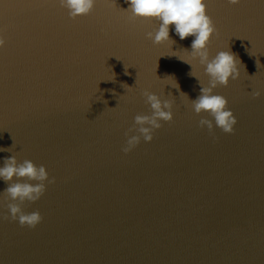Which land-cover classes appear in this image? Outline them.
Returning a JSON list of instances; mask_svg holds the SVG:
<instances>
[{"label":"water","instance_id":"obj_1","mask_svg":"<svg viewBox=\"0 0 264 264\" xmlns=\"http://www.w3.org/2000/svg\"><path fill=\"white\" fill-rule=\"evenodd\" d=\"M206 5L210 57L241 62L214 89L231 134L191 109L200 86L179 59L193 37L170 25L175 43L153 44L156 21L129 20L124 0L76 19L57 0H0V162L30 160L54 181L21 205L40 212L35 228L10 218L0 181V264H264V0ZM193 74L207 85L195 62ZM145 91L173 119L125 154L134 117L151 115Z\"/></svg>","mask_w":264,"mask_h":264},{"label":"clouds","instance_id":"obj_2","mask_svg":"<svg viewBox=\"0 0 264 264\" xmlns=\"http://www.w3.org/2000/svg\"><path fill=\"white\" fill-rule=\"evenodd\" d=\"M97 2L98 0H57L59 6L67 10L70 19L89 15ZM124 2L127 4V8L123 12L128 14L129 20L156 21L157 27L145 34L153 44L159 45L167 41H171L172 45L175 43L169 35L170 25L174 26L171 30L181 41L187 37H193L190 47L185 49L189 53V59H179L189 65L191 70L188 75L195 78L200 86L197 97L191 100L188 98L191 102V109L197 115L207 113L212 117V119H200L201 127H207L211 131L214 121L215 126L222 132L231 134L237 123L236 118L233 112L227 108V100L221 95L214 94V89L218 85L227 86L230 79H238L240 72L237 61L240 64L241 62L230 50L219 51L210 57L208 45L216 29L212 19L207 15L206 0H124ZM226 2L229 5H236L240 3V0H226ZM4 45L5 40L0 35V48H3ZM171 51L175 53L172 48ZM168 57L176 56L173 54ZM193 62L202 67L204 74L208 77L206 86L201 83L198 76L193 74ZM166 85L179 89L177 81L175 86ZM259 94V92H252L253 96H259ZM143 95L146 98L145 102L150 106L151 115H136L134 117V127L138 135L128 136L127 133L125 134L127 139L122 148L125 154L135 148L141 138L145 143L151 142L153 132L161 128L160 122H170L173 119V104L170 100L161 99L158 95L147 91ZM184 95L186 96V94ZM5 151L7 149L0 148V152ZM0 181L6 185L3 192L6 194L7 200L10 201L7 203L10 218L21 226L35 228L42 220L40 212L26 213L22 210L21 205L25 201H38L46 190V182L48 184L54 182L49 179L45 167L43 165L36 166L27 159L18 162L16 157L11 155L0 162Z\"/></svg>","mask_w":264,"mask_h":264},{"label":"snow or ice","instance_id":"obj_3","mask_svg":"<svg viewBox=\"0 0 264 264\" xmlns=\"http://www.w3.org/2000/svg\"><path fill=\"white\" fill-rule=\"evenodd\" d=\"M242 0H240V3L236 4V5H231V6H239L241 4ZM206 8H209V5H206ZM211 18V17H210Z\"/></svg>","mask_w":264,"mask_h":264}]
</instances>
